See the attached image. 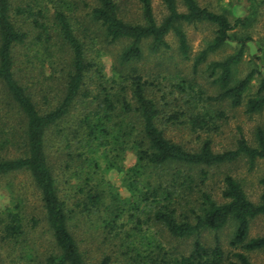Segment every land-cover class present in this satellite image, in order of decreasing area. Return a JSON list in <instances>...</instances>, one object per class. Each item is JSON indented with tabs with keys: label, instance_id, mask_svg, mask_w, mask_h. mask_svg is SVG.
<instances>
[{
	"label": "trees",
	"instance_id": "16d2710c",
	"mask_svg": "<svg viewBox=\"0 0 264 264\" xmlns=\"http://www.w3.org/2000/svg\"><path fill=\"white\" fill-rule=\"evenodd\" d=\"M138 1L143 22L126 21L116 0L86 3L90 20L100 25L110 41L128 40L119 54L121 65L139 61L147 39L152 52L170 49L166 38L170 32L187 57L190 45L182 24L211 23L215 26L214 37L195 56L193 71L210 52L234 40L239 44L237 51L210 62L208 67L211 74H218L214 82L220 91L215 98L228 99L233 106L244 103L256 71L233 82V68L251 39L236 33L248 24V17L230 20L225 13L202 6L197 0H180L185 6L182 11L178 0H162L167 14L158 22L152 0ZM76 2L0 0V176L20 171L30 175L40 193L53 244V249L42 257L24 254L29 230L22 204L6 207L0 211V264H21L26 256L30 260L25 264H93L87 256L89 249L82 246L83 239L79 240L72 230V221L75 225L84 221L98 227L100 233L92 239L98 242L102 257L95 264L111 263L112 256L105 250L109 244L120 250L122 264H255L250 253L264 250V235L250 237V225L254 218L264 216V192L254 202L241 182L226 174L221 201L202 187L194 197L198 184L192 173L180 166L210 167L241 157L253 165L264 158V129L257 127L255 146L240 136L234 148L223 151L213 150L210 138L191 149L168 137L159 124L165 115L147 92L152 81L133 66L128 74L119 75L122 79L109 81L99 68L95 69L97 63L89 59L85 42L71 22L70 12L78 5ZM49 5L53 10L52 32L46 20ZM32 28L37 33L29 41ZM53 32L62 40V57L45 59L51 65L55 62L48 74L45 67L36 72L32 51L20 54V48L30 42L29 46L39 41L47 44L54 38ZM245 106L247 113L264 108V79ZM177 117L179 113L170 114L165 122ZM202 123L203 117H193L194 128ZM127 152H133L136 158L129 167L124 165ZM101 161L106 170L125 174L131 192L128 198L121 197L110 182L97 176ZM203 167L202 185L208 177ZM59 172L73 191L61 189ZM230 220L237 225L228 242L229 251L222 247L218 235L213 243L202 241L204 232L220 230ZM150 223L161 225L174 238L192 239L189 249L167 247L161 241L145 245L143 230ZM4 245L12 247L9 257L3 255Z\"/></svg>",
	"mask_w": 264,
	"mask_h": 264
},
{
	"label": "rangeland",
	"instance_id": "374dc122",
	"mask_svg": "<svg viewBox=\"0 0 264 264\" xmlns=\"http://www.w3.org/2000/svg\"><path fill=\"white\" fill-rule=\"evenodd\" d=\"M75 1L78 5L71 8V22L76 33L85 42L89 59L97 63L95 69L99 68L104 78L109 81L112 78L122 79L119 77L128 74L133 66L152 81L153 86L147 92L161 108L162 115H165L159 121V124L164 128L168 137L191 149L198 148L206 138L211 139L215 151L234 148L240 136H244L251 145H256V129L259 126L264 129V108L254 113H247L245 102L249 97L256 94L262 79H264V0H197L202 6L216 12L225 13L230 20H234L239 16L248 17V24L236 30L238 35L250 36L251 39L247 42L241 60L234 65L233 82L243 78L252 70L256 73L244 94V103L240 106H233L228 99L218 100L215 98L220 91L218 83L214 82L218 74H211V69L208 67L210 62L222 60L226 56L235 53L239 47L237 42L231 40L221 48L210 52L207 60L198 66L196 72L193 71L195 56L214 37L215 26L213 24L207 22L182 24L190 45V53L187 57L180 52L175 34L170 32L166 37L170 49L152 52L149 49L150 39H147L143 42V57L139 61L124 66L119 62V54L127 46L128 40L119 38L116 41H110V38L102 32L100 25L90 20L88 16L89 8L86 3L93 5L95 0ZM116 1L119 13L126 21H144L141 4L138 0ZM178 3L179 9L184 11L185 6L182 2L178 0ZM152 6L157 21L161 22L167 14L166 6L162 0H152ZM46 20L50 27H53L52 32L54 30V19L50 5L47 9ZM30 32L29 41L34 38L37 30L32 28ZM53 35L54 38L47 44L39 41L37 45L29 46L32 45V42H30L29 45L20 48V54L25 53L27 49L32 51L36 72L42 71L45 67L46 74H48L55 62L51 65L50 61L45 62V59H52L53 56H55V59H61L62 57V51L60 50L62 40L56 33L53 32ZM94 74L97 76L96 71H94ZM39 76L42 77L43 75ZM175 112L179 113V117L173 121L165 122L168 116ZM197 115L203 117L205 123L194 128L192 119ZM135 160L134 153L127 152L124 165L129 167L135 163ZM101 165L102 168L99 169L97 176L101 177L105 183L110 182L121 197L128 198L131 192L126 187L125 174L115 169L106 170L104 162ZM202 167L198 166L190 169L180 166L183 171L192 173L195 179L194 183L198 184V187L195 186L194 188L196 192L193 191L194 197L198 196V189L202 187L211 192L217 201H221V190L226 174L236 177L241 182L247 196L254 202H258L264 192V158L257 159L253 165L245 157H241L234 162L203 167L208 170V177L203 185L200 182ZM59 174L61 189L64 192L73 191L71 185L65 181L64 174L62 172H59ZM74 182L75 180H72V183ZM17 203L22 204L25 223L29 230L26 240H24L22 252L32 254L31 257L34 256V253L41 255V257L48 254L53 249L52 236L48 229L40 193L34 186L30 175L25 171L0 176V211ZM70 203H73V198ZM182 207L186 208V206ZM34 219L37 222H34ZM71 225H74L72 230L76 237L79 240L83 239L82 246L89 249L87 256L90 261L93 264L98 262L102 257V253L100 254L98 242L93 240L95 235L100 233L98 227L84 221L76 225L72 221ZM132 225L133 223L130 221L128 226L131 227ZM236 225L234 220H230L220 230L206 231L202 236V241L205 244L213 243L214 237L218 235L222 247L229 251L228 242L236 229ZM143 232L145 245L150 241L153 243L161 241L167 247L187 250L192 243V239H177L170 236L161 225L156 223H150V226L144 229ZM262 235H264V216H258L251 220L250 237ZM92 236H94L93 239ZM32 247L36 250L35 252ZM15 249L17 252L19 251L18 248ZM105 250L104 252L112 256L110 264H122L120 261L121 252L118 247L109 244L106 245ZM11 251L13 250L10 246L4 245L2 247L4 257L6 255L9 257ZM26 257L27 260L22 261L24 264L30 260V256ZM250 257L255 264H264V250L251 252Z\"/></svg>",
	"mask_w": 264,
	"mask_h": 264
}]
</instances>
